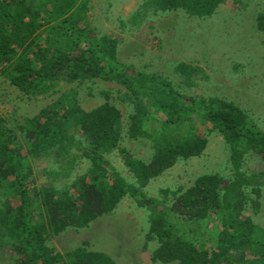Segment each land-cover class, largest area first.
<instances>
[{
	"label": "trees",
	"instance_id": "1",
	"mask_svg": "<svg viewBox=\"0 0 264 264\" xmlns=\"http://www.w3.org/2000/svg\"><path fill=\"white\" fill-rule=\"evenodd\" d=\"M229 1L236 5L242 0L147 3L203 19ZM89 9V0H0V75L28 97L94 78L120 83L135 98L128 134L151 139L152 158L145 161L120 149L135 178L128 182L107 156L119 148L120 109L107 101L87 110L73 90L60 92L14 126L0 125V234L17 255L16 264H120L87 242L62 253L47 240L69 227L89 226L112 213L126 196L147 212L146 241L158 243L154 261L264 264V227L244 214L249 205L255 213L261 211L264 169L242 170L250 151L264 163V131L232 100L183 94L166 77L121 62L117 39L96 35L86 22ZM256 22L264 32V11ZM176 71L192 76L203 69L180 62ZM152 115L160 120L155 131L148 127ZM199 122L224 137L230 175H199L186 190L162 189L165 199L146 195L142 188L152 178L204 152L208 139ZM79 159L88 162V169L71 181ZM45 160L51 164L39 165ZM63 178L66 183H56Z\"/></svg>",
	"mask_w": 264,
	"mask_h": 264
},
{
	"label": "rangeland",
	"instance_id": "2",
	"mask_svg": "<svg viewBox=\"0 0 264 264\" xmlns=\"http://www.w3.org/2000/svg\"><path fill=\"white\" fill-rule=\"evenodd\" d=\"M148 0H89L86 22L98 36L110 35L118 41V59L134 69L169 79L183 94L232 100L244 108L264 131V32L257 27V15L264 11V0L231 1L220 6L208 18L189 16L183 10L162 11L148 4ZM184 62L203 71L186 76L176 71ZM53 93L28 97L0 75V125L14 126L23 118L37 114L42 107L55 101L60 92L73 90L79 103L87 110L104 102L117 106L122 114V137L119 148L107 154L112 165L128 182L135 178L126 166L120 149L135 157L150 161L154 151L149 138H133L128 134L131 116L136 113L135 98L118 82L94 78L83 83L74 82L55 88ZM162 116L161 114H159ZM152 115L148 127L160 126ZM200 132L208 144L200 156L181 159L174 166L150 180L142 191L165 199L162 189L186 190L195 179L205 173H231L230 151L218 130L209 123L199 122ZM39 165H49L50 160ZM88 162L77 161L71 181L85 173ZM264 169L260 156L250 151L245 155L242 170L248 174ZM67 179H59L63 184ZM173 199H168L172 203ZM261 211L251 205L244 214L264 227V191L260 197ZM214 227L215 223L205 221ZM149 229L145 208L126 196L110 214L103 215L83 228L69 227L50 236L51 247L64 253L87 242L92 250L103 251L120 264H178L153 260L157 241L147 242ZM17 255L10 243L0 234V264H16Z\"/></svg>",
	"mask_w": 264,
	"mask_h": 264
}]
</instances>
